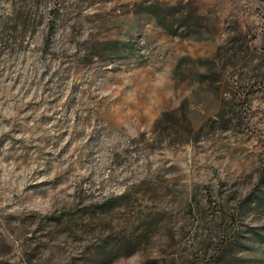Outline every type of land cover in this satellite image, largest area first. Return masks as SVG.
I'll use <instances>...</instances> for the list:
<instances>
[{
    "label": "rangeland",
    "instance_id": "obj_1",
    "mask_svg": "<svg viewBox=\"0 0 264 264\" xmlns=\"http://www.w3.org/2000/svg\"><path fill=\"white\" fill-rule=\"evenodd\" d=\"M16 1L0 0V264H264L249 0H25L13 34ZM118 172L129 191L97 196Z\"/></svg>",
    "mask_w": 264,
    "mask_h": 264
},
{
    "label": "clouds",
    "instance_id": "obj_2",
    "mask_svg": "<svg viewBox=\"0 0 264 264\" xmlns=\"http://www.w3.org/2000/svg\"><path fill=\"white\" fill-rule=\"evenodd\" d=\"M241 3H244V0H241ZM257 12L261 15L264 16V0H260L259 3H257V0H249L248 3V9L246 12V16H250L251 21H256L257 25L259 26H264V20H257ZM260 28L258 27V31ZM228 33L225 32L221 35L220 40L217 42L216 47L221 49L226 48L230 43L235 42L237 37L233 35V39L229 40L228 38ZM31 60L28 61V70H31ZM4 65L0 64V69H4ZM44 68L40 67L37 69L36 75L38 76L39 73L43 72ZM157 76H159V72H157ZM3 82V75L0 74V83ZM108 93H102V95H107ZM166 95L171 96L172 93L171 91L167 92ZM187 95V94H186ZM178 106V105H177ZM7 129H0V131H6ZM146 129H141L138 128V135L139 132L145 131ZM115 135V134H113ZM119 135L123 136L124 132L123 130H120ZM136 137H130L129 141L130 143H135L136 142ZM114 145L116 148H119L121 150V153L124 150V146L119 142V140H115ZM135 167V166H134ZM129 177H131L132 173H128ZM50 177H39L38 179L44 180V179H49ZM132 185V180L126 179L125 175L123 172H118L112 176L111 179L105 180V183L103 185H100L99 183L97 184V188H99V191H96L93 189V191H96L97 196L103 195L104 197H113V198H119L124 196L130 189ZM6 202H11V201H6ZM60 207V204L57 203L56 201L52 200L51 198L45 199V200H40L37 199L35 203L28 204L24 206V209L27 211H34V212H39L41 215H49ZM0 208H3V204H0ZM20 209L17 207H13L10 209L11 212H16L18 210H24ZM139 253H133L129 258L124 259L120 258L117 261V264H136L137 261H139Z\"/></svg>",
    "mask_w": 264,
    "mask_h": 264
},
{
    "label": "trees",
    "instance_id": "obj_3",
    "mask_svg": "<svg viewBox=\"0 0 264 264\" xmlns=\"http://www.w3.org/2000/svg\"><path fill=\"white\" fill-rule=\"evenodd\" d=\"M14 5H18L19 10L14 18V24H12V33L15 34L21 27L19 26V21L22 23V29H25L24 24L29 20V12L27 11V4L25 0H18ZM19 26V27H18Z\"/></svg>",
    "mask_w": 264,
    "mask_h": 264
}]
</instances>
